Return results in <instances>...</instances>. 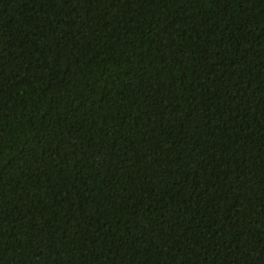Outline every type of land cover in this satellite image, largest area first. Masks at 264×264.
Returning a JSON list of instances; mask_svg holds the SVG:
<instances>
[{
    "label": "trees",
    "instance_id": "1",
    "mask_svg": "<svg viewBox=\"0 0 264 264\" xmlns=\"http://www.w3.org/2000/svg\"><path fill=\"white\" fill-rule=\"evenodd\" d=\"M0 264H264V0H0Z\"/></svg>",
    "mask_w": 264,
    "mask_h": 264
}]
</instances>
